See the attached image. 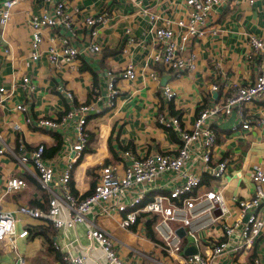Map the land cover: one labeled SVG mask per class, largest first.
Segmentation results:
<instances>
[{"label": "crops", "instance_id": "1", "mask_svg": "<svg viewBox=\"0 0 264 264\" xmlns=\"http://www.w3.org/2000/svg\"><path fill=\"white\" fill-rule=\"evenodd\" d=\"M3 2L0 0V7ZM144 3L158 15L159 24L165 19L175 22L187 14L184 0H145ZM47 9L50 6L46 0H19L11 10L8 23L0 26V86L11 93L0 104V133L5 143L0 153V210L15 215L17 232H28L13 244L7 240L0 243V264H14L18 258L22 260L20 264H68L53 242H61L70 251L85 253L88 264H107L99 246L85 238L84 224L55 229L45 219L19 212L22 205L47 211L50 192L41 187L33 165L30 162L20 165L11 152H21V145L29 150L44 144L45 157L53 163L54 177L58 179L66 157L73 156L71 144L75 131L70 121L63 123L58 131H51L26 123L25 117L56 118L67 110L71 102L58 86L73 93L75 104L90 103L98 97L100 112L86 119L87 144L73 163L70 178L72 192L81 196L93 190L102 165L118 162L124 149H131L139 156L156 151L174 152L179 146V136L162 128L156 121L157 114L166 112L177 116L182 127L190 129L202 106L218 102L238 86L254 81L262 59L251 51L249 40L252 36L264 38V0H220L209 16L205 35L188 43L187 52L193 51L196 55L195 68L177 75L153 62L157 44L147 16L132 4L119 0L70 1L68 11L76 32L72 42L77 45L87 43L89 38L84 17L108 12L97 37L100 52L78 58L73 66L61 63L59 67H52L47 49L52 45L58 47L59 38L67 31L45 29L40 56L32 60L29 20L31 14ZM172 27L177 30L174 23ZM126 28L129 33L125 32ZM128 64L133 65L135 78L117 76ZM106 71L116 75L119 90L112 105L107 104ZM151 73H156L157 78L152 79ZM25 76L34 86L32 90L23 87ZM213 84L216 90H212ZM164 85L176 92L173 99H164ZM17 103H24L28 111L17 110ZM244 118L250 120L248 129L241 126L242 121L234 112L212 121L217 138L212 163L222 157H229L231 161L222 177L211 180L205 175L199 188L221 190L228 208L225 217L228 223L239 213L234 198L252 195L251 170L264 158V97L245 105ZM260 119L263 122L257 123ZM15 124H19V129L14 128ZM59 142L58 150L54 151ZM122 167L121 164L120 170ZM12 176L23 178L26 185L7 191L6 181ZM52 188L57 190V184L53 182ZM97 211L88 215V219L113 237L115 250L123 260L135 264H184L183 255L169 256L159 239L155 242L148 237L146 222L124 230L119 226L122 213L111 211L106 215ZM209 231L216 232L213 228ZM263 250L264 237H260L255 251ZM235 259L237 264H251L249 252L238 253Z\"/></svg>", "mask_w": 264, "mask_h": 264}, {"label": "built area", "instance_id": "2", "mask_svg": "<svg viewBox=\"0 0 264 264\" xmlns=\"http://www.w3.org/2000/svg\"><path fill=\"white\" fill-rule=\"evenodd\" d=\"M18 1L4 0L0 7L1 27L8 23L11 10ZM70 1L46 0L50 9L31 14L29 29L32 60L40 56L45 29L63 28L67 31L66 35L59 38L58 47L52 45L47 49V59L52 67H59L61 63L73 66L78 58L100 52L101 46L97 37L100 27L108 19V12L102 11L84 17L83 22L89 29V38L87 43L77 45L72 42L76 32L73 17L68 11ZM119 1L132 4L141 14L147 16L157 44L152 58L155 64L162 65L165 70L176 75L195 68L196 55L193 51L187 52L188 43L191 39L205 35L209 16L220 0H184L187 7L186 16L175 22L165 19L160 24L157 22L158 15L151 7L145 5V0ZM173 23L177 30L173 29ZM129 31L128 28L125 29V32ZM176 35L179 38H176ZM129 41H132V37H129ZM249 46L251 51L262 59V66L253 82L238 86L218 102L202 106L190 129L183 128L177 116L159 112L157 123L179 136L177 150L156 151L139 156L131 149H124L118 162L102 165L93 190L82 196L72 192L70 178L73 163L78 160L87 144L86 119L89 115L100 112L98 97L90 103L75 104L72 102L73 93L58 86V90L71 102L69 108L56 118L40 117L32 120L30 116H26L24 120L28 124L34 123L39 128L51 131H58L66 121L72 122L75 130L71 144L73 156L66 157L63 172L56 179L54 165L45 157L44 144H38L29 150L21 145V152H11V156L20 165L28 162L33 165L41 187L50 192L47 211L22 205L19 212L33 218L45 219L55 229H71L84 224L85 238L99 246L107 264L135 263L120 258L115 250L113 237L88 219V215L98 212L97 209L106 215L111 211L122 213L119 226L124 230H129L139 222L150 220L163 250L169 256L183 255L184 264H237L235 256L242 252L250 253L251 264H264V250L255 251L258 239L264 237V158L257 161L251 170L252 195L248 198H234L239 213L232 223L225 220L228 208L221 190H199L203 186L205 175L211 180H218L225 174L231 161L229 157H222L212 163L217 139L211 126L214 118L228 116L234 112L242 121L241 126L248 129L250 120L244 118V107L247 103L264 97V38L252 36ZM105 73L107 104L112 105L119 92L116 87V75L111 71ZM117 76L134 79L136 73L133 65L128 64ZM150 76L152 79L157 78L156 73H151ZM22 85L30 90L34 88L27 76L22 78ZM216 89L217 86L213 84L212 90ZM175 94L171 86H163L164 99L171 100ZM10 95V92L0 86V104ZM15 108L21 112L28 111L24 103H17ZM259 121L263 122L260 119L257 123ZM19 127V124L14 125L16 129ZM4 149L5 143L0 133V153ZM121 164L123 167L120 170ZM53 182L57 184V190L52 188ZM25 185L23 178L12 176L6 181V190H19ZM15 221L16 217L12 212L0 210V243L7 240L13 244L16 239L28 235L27 230H15ZM180 227L184 229L183 236L176 232ZM211 228L219 233L210 232ZM201 231H205L203 237L200 235ZM53 245L68 264H88L85 253L70 251L61 242H53ZM189 246H194L196 251L184 254V250ZM21 262V258H18L14 264Z\"/></svg>", "mask_w": 264, "mask_h": 264}, {"label": "trees", "instance_id": "3", "mask_svg": "<svg viewBox=\"0 0 264 264\" xmlns=\"http://www.w3.org/2000/svg\"><path fill=\"white\" fill-rule=\"evenodd\" d=\"M59 144H60V142H59L58 145L54 148V151L58 150V148H59ZM146 230H147V235H148V237H149L151 240H153V241H155V242H158V240H157V238H156V236H155V232H154V230H153V228H152V222H151L150 220H147V221H146Z\"/></svg>", "mask_w": 264, "mask_h": 264}, {"label": "water", "instance_id": "4", "mask_svg": "<svg viewBox=\"0 0 264 264\" xmlns=\"http://www.w3.org/2000/svg\"><path fill=\"white\" fill-rule=\"evenodd\" d=\"M177 234L180 235V236H183L184 235V229L182 227L178 228L176 230ZM196 251L195 247L194 246H189L187 247L185 250H184V254H191V253H194Z\"/></svg>", "mask_w": 264, "mask_h": 264}, {"label": "rangeland", "instance_id": "5", "mask_svg": "<svg viewBox=\"0 0 264 264\" xmlns=\"http://www.w3.org/2000/svg\"><path fill=\"white\" fill-rule=\"evenodd\" d=\"M140 232V231H139ZM200 235H201V237H203L204 235H205V231H201L200 232ZM138 236H140V234L138 235ZM155 236H156V234H155ZM156 238H157V236H156ZM158 239V238H157ZM239 257V256H238ZM238 257H237V260H238ZM240 257H241V255H240Z\"/></svg>", "mask_w": 264, "mask_h": 264}]
</instances>
